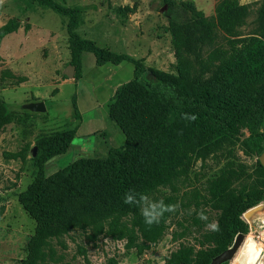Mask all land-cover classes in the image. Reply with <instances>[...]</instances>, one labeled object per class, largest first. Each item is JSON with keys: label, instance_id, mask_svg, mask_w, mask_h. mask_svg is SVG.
I'll return each instance as SVG.
<instances>
[{"label": "trees", "instance_id": "trees-1", "mask_svg": "<svg viewBox=\"0 0 264 264\" xmlns=\"http://www.w3.org/2000/svg\"><path fill=\"white\" fill-rule=\"evenodd\" d=\"M30 1L66 19L76 80L82 77L85 52L94 54L97 66L132 64L134 78L117 89L116 101L110 106L111 118L124 132L126 142L111 148L105 160H81L48 177L47 163L69 152L77 131L37 139L33 181L19 194L20 204L35 222L20 264H52L56 255L53 239L76 230L89 234L92 241L106 236L151 249L168 230L170 214L146 208L148 198L161 187L175 185L185 173L179 167L189 155L206 160L236 143L242 144L247 155L258 157L256 171L237 174L231 169L204 193L195 192L197 210L204 216L207 209L216 212L218 230H206L193 244L181 243L163 264H210L233 245L238 234L246 236L250 227L243 215L264 202V167L259 160L264 153V0L254 21L262 39L240 38L251 6L237 0H216L212 17H206L192 2H171L190 21L184 25L176 15L169 21L175 75L148 67L131 55L99 47L79 32L83 24L79 7L59 0ZM127 10L133 12L134 8ZM19 28L17 18L1 26L0 45ZM193 31L200 33L199 44L192 43ZM219 32L224 34V44L218 43ZM76 103L74 98L75 115L80 116ZM192 116L196 118L192 120ZM19 119L0 98V131ZM182 124L188 126V132L173 136V130ZM244 131L248 136L240 141ZM29 148L11 157L24 160ZM127 197L131 198L128 203ZM153 217L151 224L146 222ZM198 222L196 219L195 224ZM184 230L179 237L186 234L187 228ZM141 237L144 242L139 244Z\"/></svg>", "mask_w": 264, "mask_h": 264}, {"label": "rangeland", "instance_id": "rangeland-1", "mask_svg": "<svg viewBox=\"0 0 264 264\" xmlns=\"http://www.w3.org/2000/svg\"><path fill=\"white\" fill-rule=\"evenodd\" d=\"M59 1L81 9L83 24L79 32L99 47L111 53L131 55L148 67L173 75L176 74V59L169 21L173 15L184 25H189L190 21L188 15L173 7L171 2H192L206 17L215 15L217 3L216 0ZM237 2L251 6L240 38L262 39L256 33L255 23L256 9L262 0ZM131 8L134 11L128 12ZM13 18L19 19L20 28L0 45V98L20 119L0 131V264H20L26 254V244L34 234L35 222L20 204L19 194L33 181L32 159L33 150L36 149V155L38 153L37 139L77 131L69 152L47 163L48 177L81 160H105L111 148L122 147L126 142L124 132L111 118L110 106L113 99L116 101L117 89L134 78L132 64L97 66L94 54L85 52L82 54V77L71 78L73 82L60 88L58 80L68 79L64 70L71 60L66 19L30 0H0V27ZM192 33V43L199 44L196 40L200 33ZM222 34L219 32V44L226 42ZM203 51L206 53L205 46ZM74 98L80 116L75 115ZM41 102L46 107L44 112L29 109L30 104ZM187 132L188 126L182 124L173 130V136H184ZM247 136L244 131L240 141ZM27 146L30 148L26 159L11 157L23 153ZM257 161L256 155L244 152L241 143L227 146L206 160L189 155L179 167L185 173L175 185L161 187L146 202V208L168 210L170 214L166 221L168 230L151 249L129 246L127 239L106 236L92 241L89 234L76 230L53 239L56 255L52 264H163L181 243H195V238L210 229L207 225L216 223V212L210 209L205 211L206 220L200 218L195 192L204 193L209 184L228 175L231 169H236L237 174L242 170L254 173ZM196 219H199L198 224H195ZM245 220L250 229L244 243L247 239L254 242L258 250L253 247L249 250L256 252L255 257L262 251L260 262L264 264V202ZM184 227L186 234L179 237ZM143 242L141 237L137 243Z\"/></svg>", "mask_w": 264, "mask_h": 264}, {"label": "water", "instance_id": "water-1", "mask_svg": "<svg viewBox=\"0 0 264 264\" xmlns=\"http://www.w3.org/2000/svg\"><path fill=\"white\" fill-rule=\"evenodd\" d=\"M75 67L74 66H68L66 71H65V75L68 78H74L75 77ZM29 109H31L32 111L35 112H44L46 110L45 104L43 102L41 103H32L29 105ZM33 156H36V149L33 150ZM261 165L264 167V153H262L260 155L259 158ZM257 207V206H256ZM256 207L248 210L243 217L245 219H247V215H249L250 212L253 211V209H255ZM245 241V235L244 234H238L234 240L233 245L228 248L227 250H225L224 252H222L220 255H218L217 257H215L212 262L210 264H223L225 262H230L231 260L234 259L237 251L241 248V246L243 245Z\"/></svg>", "mask_w": 264, "mask_h": 264}, {"label": "bare ground", "instance_id": "bare-ground-1", "mask_svg": "<svg viewBox=\"0 0 264 264\" xmlns=\"http://www.w3.org/2000/svg\"><path fill=\"white\" fill-rule=\"evenodd\" d=\"M250 247H253L254 249H256V251L258 250V247L255 246L254 242L251 241L250 239H247L244 245L240 248L241 250L237 253L235 258L231 262V264H252L253 262L254 264H261L262 262H260V258H261L260 256L262 255V251L260 254L257 253L258 255L257 257H255L254 254L256 252L255 253L251 252L249 250Z\"/></svg>", "mask_w": 264, "mask_h": 264}, {"label": "clouds", "instance_id": "clouds-1", "mask_svg": "<svg viewBox=\"0 0 264 264\" xmlns=\"http://www.w3.org/2000/svg\"><path fill=\"white\" fill-rule=\"evenodd\" d=\"M195 118H196L195 116H192L191 117L192 120H194ZM130 201H131V198L130 197H127L126 200H125L126 203H128ZM200 218L201 219H204V220L207 219V217L204 216L203 213L200 214ZM154 219H155L154 217L153 218H149V219L146 220V222L149 223V224H151ZM207 227H209L212 230H218V224L215 223V222H213L212 224L207 225Z\"/></svg>", "mask_w": 264, "mask_h": 264}, {"label": "crops", "instance_id": "crops-1", "mask_svg": "<svg viewBox=\"0 0 264 264\" xmlns=\"http://www.w3.org/2000/svg\"><path fill=\"white\" fill-rule=\"evenodd\" d=\"M6 38V37H5ZM4 38V39H5ZM96 60V59H95ZM67 69V68H66ZM66 69L64 70V74H65V71H66ZM82 70H83V61H82ZM67 77V76H66ZM68 78V77H67ZM73 80L74 79H71V78H68V79H66V80H62V79H59L58 80V82H60V88L61 87H63V86H65V85H67V84H70L71 82H73ZM61 93H62V90H60V92H59V95H61Z\"/></svg>", "mask_w": 264, "mask_h": 264}, {"label": "built area", "instance_id": "built-area-1", "mask_svg": "<svg viewBox=\"0 0 264 264\" xmlns=\"http://www.w3.org/2000/svg\"><path fill=\"white\" fill-rule=\"evenodd\" d=\"M260 236H259V234L257 235V238H259Z\"/></svg>", "mask_w": 264, "mask_h": 264}]
</instances>
